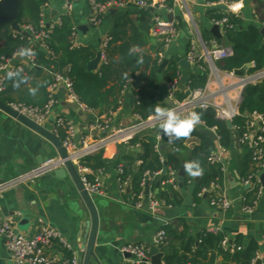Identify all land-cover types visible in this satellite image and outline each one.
Returning a JSON list of instances; mask_svg holds the SVG:
<instances>
[{
	"label": "crops",
	"instance_id": "crops-1",
	"mask_svg": "<svg viewBox=\"0 0 264 264\" xmlns=\"http://www.w3.org/2000/svg\"><path fill=\"white\" fill-rule=\"evenodd\" d=\"M247 1L248 6H246ZM67 2L71 5V10L67 15L72 19L75 29L74 46L76 48L93 49L96 54L122 9H119L116 14L105 13L101 16L100 24L93 27L89 23L92 16L89 0H49V20H51L50 14L52 11L57 12L53 21L66 14L65 4ZM186 2L188 10L196 23L197 17H206V13L210 10L206 0H186ZM235 2H239L243 6V22L245 24H259L245 19L244 14L245 10L248 9L256 19L262 17L260 7L264 6V0H237ZM180 13L178 9L176 15H180ZM209 22L210 19L208 18L207 33L210 34ZM182 24V31L178 33L176 39L164 54L165 58L169 57L170 61H174L177 65L181 59L185 58L188 52L189 38L192 37L188 27L184 22ZM79 27H85L86 30L81 31ZM99 66L100 64L96 70ZM24 69L25 73L18 75L15 79H10L4 91L0 94L2 98L0 100L6 104L8 101L38 104L45 98L48 88L41 91L40 86L43 84L41 78L35 75L27 65H24ZM179 72L178 84L184 87L188 74L195 72V69L184 71L180 67ZM131 84L122 93L120 105L115 112L111 115H107L105 112L98 115L100 118L110 116L111 125L116 129L128 127L134 122L136 102L134 92L136 91L132 89ZM180 89L183 90V88ZM168 93V85L161 83L158 91V101L165 105H167V102L170 103L167 99ZM55 99L57 105H55L50 117L42 127L52 132L53 119L61 117L70 123L79 134L83 133L86 123L93 121L94 113L93 115H87L89 119L83 124L72 108L73 104L67 100L62 87H58L56 90ZM83 114L85 115V113ZM214 142L216 144L215 151H217L219 148L217 140ZM197 145H199L197 138H188L185 142L188 149H192ZM125 149L128 148L121 149V147H117L102 155L106 161V168L95 175L102 182L103 195L99 197L106 200V204L104 203L100 207L101 209L96 207L100 218L101 231L96 249L100 252L98 260L101 264H122L124 258L120 255L118 249L130 243L146 245L153 255L159 253L152 246V240L162 224L170 225L176 228L177 231H181L186 226L193 239L199 233L208 231L223 234L228 244H233L239 239L242 245L246 246L250 241H253L258 247L257 259L261 260V264L264 263V188L261 189L258 196L256 192L243 184V161L250 155L251 147L249 144L240 145L235 131L231 132L229 148H221L223 150L221 166L223 178L222 184L217 186V189L211 187L210 190H202L201 194L196 196L194 195L193 182L188 183L185 187H180L178 184L177 189L171 192L173 189L161 185V179L150 180L153 185L148 186L147 195H145V190L143 191L147 199L144 201L145 208L141 211L134 208L135 199L130 182L128 183L129 190L127 187L124 194L120 192L117 162L125 154ZM131 150L136 151L135 156H133L136 159L139 151L137 149ZM56 157H58L57 152L48 141L0 112V182L13 179L46 159ZM187 158L188 154L182 155V161L186 162ZM138 165H140V162L136 161L134 170ZM90 174L93 175L89 170ZM251 193H253V196ZM220 195H224L232 201L231 208L222 213L209 205V199L212 196ZM242 197L248 199L255 197L254 200L258 197L250 213L241 210L240 198ZM148 199L163 201L165 204L159 206L155 213L151 214L146 210ZM88 218V212L80 201L69 176L59 178L53 173L42 177L35 184L23 185L10 190L0 198V222L12 221L17 230L26 237L34 236L41 226L53 228L60 233L64 241L70 246V252L74 258H76L74 247L80 246L78 241L81 240L82 225ZM24 219H27V222L20 225ZM50 254L63 258L61 253L54 251V248ZM217 262L222 264V258L219 257ZM0 264H12L2 239H0Z\"/></svg>",
	"mask_w": 264,
	"mask_h": 264
},
{
	"label": "trees",
	"instance_id": "trees-1",
	"mask_svg": "<svg viewBox=\"0 0 264 264\" xmlns=\"http://www.w3.org/2000/svg\"><path fill=\"white\" fill-rule=\"evenodd\" d=\"M93 1L95 4L102 5L110 0ZM116 1L126 3V7L119 11L107 35L109 41L104 50L105 62L97 70L89 71L87 68L96 56L94 50L74 46L75 29L72 19L67 14L59 17L60 26L55 28L50 39L46 42L48 51L35 47L34 55L37 67L32 70L43 82L40 86L41 91L54 83L55 75H65L72 82L73 92L84 106L93 112H105L107 115L115 112L120 105L124 90L140 72H143L142 83L144 85L134 92L136 98L134 115L141 119H147L154 115L155 108L169 107L158 101V91L161 83L168 85L178 81L180 67L174 61H170L164 70L160 74L158 73L160 65L158 56L163 53L162 46L150 35L155 12H151L150 9H139L133 5L137 2L150 4L154 0ZM221 1L234 2L236 0H206L207 4H217ZM43 2L44 0H19V14L16 22L21 28L29 26L35 30L38 29L40 8ZM166 7L172 10L173 2L168 0ZM260 8L263 16L258 17L259 24L257 25L245 24L241 18L219 10H208L206 13L209 19L219 20L224 17L228 19L223 42L218 41V43L229 47L231 55L216 63L219 70L234 72L249 64H253L254 68L248 72L264 68V40L259 33L260 25L264 24V6L262 5ZM228 25L233 28L229 29ZM177 26L182 27V23H178ZM212 40V36L207 33L204 41ZM30 41V38L12 33L8 25L2 26L0 28V65L4 59L10 57L20 47H27ZM202 68L203 70H199L196 67L194 68L195 72L188 74L185 82L186 89L177 88L174 93L175 100L183 101L188 95L187 89L194 91L205 87L208 68L206 65H202ZM47 97L48 93L46 92L45 98L38 104L23 101H8L7 104L42 107L46 103ZM0 99L2 98L0 97ZM195 112L202 114L201 122L188 137L170 140L163 132L161 133L163 150L160 152L155 150L156 141L153 135L139 136L129 141L128 147L137 148L139 154L136 159L126 154L119 158L117 166L121 167L122 174L118 175V178L121 181L130 182L134 197L143 191L140 184L144 174H152L165 169L178 172L182 163V155L186 154H188V158L185 165L197 161L200 165V175L193 176L186 169L182 186L185 187L188 183L193 182L194 195L199 196L202 190H210L212 185H221L223 178L221 166L208 163V158L215 151L216 144L208 136L201 134V130L214 129L218 138L217 145L220 148L228 149L232 131H235L238 138H241L246 131L248 116L254 113L264 115V80L244 88L238 105V116L232 120V130L228 129L223 120L216 117L212 109L196 110ZM64 136L65 132L60 131L58 139L62 140ZM188 138H197L199 145L188 149L185 146ZM169 144L175 151L170 150ZM119 147L124 148V146ZM161 158L164 159L163 163ZM136 161H139L140 165L134 170ZM80 164L93 173V175L87 176L89 180L94 179L96 174L106 168V161L103 159L102 153L89 155L82 159ZM256 173L255 164L251 155H248L242 166L243 181L248 180ZM197 177H199V181L195 183ZM165 179V176L161 177L162 181ZM151 185L153 183L148 182L147 188ZM173 191L175 190H171V192ZM251 194L253 196V193ZM254 198L245 197V204L249 205ZM161 229L166 236L164 243L158 247V252L162 254L163 264H219L217 262L219 257L223 260L222 264H253L257 259L258 247L253 241L243 246L239 239L233 244H228L221 233L204 231L193 239L186 226L181 231H177L170 225L162 226ZM224 242L226 246L223 244ZM54 251L61 253L63 262L72 264L73 255L70 251L60 245H56Z\"/></svg>",
	"mask_w": 264,
	"mask_h": 264
},
{
	"label": "built area",
	"instance_id": "built-area-1",
	"mask_svg": "<svg viewBox=\"0 0 264 264\" xmlns=\"http://www.w3.org/2000/svg\"><path fill=\"white\" fill-rule=\"evenodd\" d=\"M168 0H154L152 3L137 2L133 5L139 9H152L155 12L153 17V25L150 30V35L161 44V53L158 56V63L163 61L166 49L174 42L178 35V23L176 21H167L165 15L173 13L176 15L177 10H180V17L184 24L188 27L193 37V41L188 43V52L185 59L194 68L203 70L202 65L208 68L207 82L204 88L188 91L187 97L179 102L175 100L174 93L179 88L178 81L168 84V101L172 104L168 109H173L186 117L196 110L206 111L212 109L216 117L224 122L230 121L238 116V105L241 100V95L245 87L254 85L264 80V68L259 71L248 72L254 68L253 64H249V68L245 70L242 77H237L234 72H225L217 68L216 63L221 62L231 55V49L223 44L218 43L213 38L212 41L205 42L198 30V25L193 19L188 10L186 0H171L174 8L168 9L166 2ZM92 9V16L89 23L96 27L101 22V16L109 12L110 9H124L126 3H121L116 0H110L105 4H95L93 0H89ZM217 4H222L226 7L225 13L231 14L243 20V6L239 2L221 1ZM217 4H207L214 6ZM49 0H44L40 8V22L38 29L32 27L22 28L31 39L27 47H20L10 57L3 60L0 65V94L4 91L8 80L15 79L18 75L25 73L24 65L29 68H36L34 49L39 47L44 51H48L46 42L50 39L52 32L60 26V19L49 20L48 17ZM66 14L71 10L70 3L65 4ZM210 25L219 26L222 35L228 23L227 17L219 20L210 19ZM264 24L260 25V28ZM229 29L233 27L228 25ZM73 38L75 40V31ZM109 38L107 36L101 43V61L100 65L105 62L104 50L107 47ZM58 87L65 90L67 100L77 106L85 115H93V111L84 106L73 92L72 82L65 75H55L54 83L48 87V97L46 103L42 107H26L21 104H8L9 107L18 114L26 117L31 122L38 126H42L50 117L53 108L57 105L55 93ZM183 89H186L184 86ZM248 123L245 133L238 138L240 145L249 144L251 147V159L255 164L257 173L251 176L248 180L242 181L249 189L256 191L259 196L261 186L259 177L264 172V115L252 114L248 116ZM161 121L155 119V116H150L147 119H141L134 115V122L125 128L116 129L112 127L109 117H96L93 121L86 123L85 131L78 133V142H74V136L77 131L61 117L53 119L52 134L58 138L60 131L65 132V136L60 140L62 147L66 152V159H61L59 156L52 159H46L42 163L36 165L30 170L17 175L15 178L0 182V198L8 191L19 188L23 185L35 184L42 177L51 175L59 169L64 168L66 161H70L76 168L81 182L88 192L94 198L103 195L102 182L97 176L92 180L88 179L89 170L81 166L80 161L85 157L102 153L105 155L109 150L119 146L127 147L128 149H137L128 147L129 141L135 137L153 135L156 141L155 150L160 152L162 141ZM233 129V127H232ZM214 131V129H209ZM218 139V138H217ZM170 150L175 149L169 144ZM223 150L219 147L217 151L212 152L208 158L209 164H219L222 166ZM161 162L164 159L161 158ZM122 174L121 167L118 168V175ZM165 176L166 179L161 181V185L170 189H177V172L171 169H165L156 173H146L141 181L143 191L147 188V183L150 180L161 179ZM120 192L125 193L128 183L121 181L118 178ZM213 189L218 187L212 185ZM140 192L134 197V208L141 211L144 207V201L147 199L144 193ZM258 198V197H257ZM257 198L251 203L245 204V197L240 198L241 210L245 213H250ZM163 201L153 199L147 200L146 210L148 213L154 214L155 210L164 205ZM210 207L225 212L232 206V201L228 200L224 195L214 196L209 201ZM167 224H162L165 226ZM161 227L155 233L152 246L158 250L166 239L164 231ZM0 239H2L5 249L7 250L12 264H66L57 255L50 254L56 244L62 245L68 251L70 246L64 241L60 233L48 226H41L40 230L32 237H26L20 233L12 221L0 222ZM226 246V243H223ZM118 252L123 257L124 254H129L133 258L123 260L122 264H151L150 259L153 254L150 248L143 244H126L118 249ZM257 260V259H256ZM162 263V261H161ZM255 263V261H254ZM253 263V264H254ZM72 264H77L76 258L73 257ZM163 264V263H162Z\"/></svg>",
	"mask_w": 264,
	"mask_h": 264
},
{
	"label": "water",
	"instance_id": "water-1",
	"mask_svg": "<svg viewBox=\"0 0 264 264\" xmlns=\"http://www.w3.org/2000/svg\"><path fill=\"white\" fill-rule=\"evenodd\" d=\"M210 10H221L226 11V7L222 4H217L214 6L209 7ZM151 12H153L152 9H150ZM117 9H110L109 13L116 14ZM19 14V0H0V28L2 26L8 25L10 27V30L12 33L17 34L21 37L29 38V35L22 30V28L18 25L16 22V19ZM57 15L56 11H52L50 14V19L53 20ZM167 21H176L177 23H182V19L179 15H174L173 13H169L165 15ZM79 30L85 31V27H79ZM210 34L214 39L217 41L223 42V35L221 33V30L219 26L217 25H210L209 29ZM261 37L264 40V26L260 28L259 31ZM101 61V52L97 51L95 58L88 64L87 68L89 71L96 70L97 66L100 64ZM170 58L166 57L163 59L161 64L158 68V73L160 74L162 70L169 64ZM178 66L181 67L184 71H193L194 67L191 66L188 61L183 58L178 62ZM249 68V65H246L244 68L235 70L234 75L237 77H242L245 73V70ZM65 73V71H64ZM142 76L143 72H140L136 79L131 84V87L133 90L137 91L142 86ZM180 88H183V86H179ZM64 90V89H63ZM65 91V90H64ZM168 106H171V103H166ZM72 108L79 116L80 120L83 124H85L88 121V116L84 115L83 112L75 105H72ZM0 112L4 113L8 117L14 119L18 123L24 125L28 129L32 130L36 134L43 137L46 141H48L56 150L57 155L61 159H66V152L65 149L62 147L60 140L52 134V132L48 131L47 129L43 128L42 126H38L31 122L26 117L18 114L14 110H12L8 104L0 100ZM99 111L94 112V116H98ZM228 129H232V123L230 121L225 122ZM201 134L208 136L212 141L217 140L216 134L209 130V129H202ZM74 142H78V132L74 136ZM161 150H163V147H161ZM124 153L128 156H135L136 151L125 149ZM54 174L59 178H65L66 176H69L71 179L74 187L76 188V191L78 193L79 199L82 202V204L85 206L87 212H88V220L82 225V234L80 236V239L78 242L80 244L79 247L75 246V255H76V261L77 264H101L98 260V256L100 255V252L96 249L97 241L100 238L101 231H100V218L99 214L96 208V205L94 203V199L88 194L86 189L84 188L80 176L75 168V166L70 162L66 161L64 164V168L57 170L54 172ZM186 175V167L185 162L182 161L181 166L177 172V181L180 187L183 185V180ZM199 180V177L195 179L197 182ZM261 186L264 188V172L259 177ZM129 190V186H128ZM148 194V188L145 189V195ZM219 213H222L220 210H218ZM27 222V219H24L20 225H23ZM123 257L125 259L133 258V256L129 254H124ZM162 254L157 253L153 255L150 259L151 264H162L161 263ZM254 264H261V260L257 259Z\"/></svg>",
	"mask_w": 264,
	"mask_h": 264
},
{
	"label": "clouds",
	"instance_id": "clouds-1",
	"mask_svg": "<svg viewBox=\"0 0 264 264\" xmlns=\"http://www.w3.org/2000/svg\"><path fill=\"white\" fill-rule=\"evenodd\" d=\"M154 116L156 120L161 121L162 132L170 140L188 137L202 118L199 112H192L186 117H181L177 111L163 107L155 108ZM185 167L191 175H200V165L197 161L189 162Z\"/></svg>",
	"mask_w": 264,
	"mask_h": 264
},
{
	"label": "rangeland",
	"instance_id": "rangeland-1",
	"mask_svg": "<svg viewBox=\"0 0 264 264\" xmlns=\"http://www.w3.org/2000/svg\"><path fill=\"white\" fill-rule=\"evenodd\" d=\"M237 1V0H236ZM246 6H248V1L246 2ZM244 18L248 19L250 21H254L257 22V19L251 14L250 10H245V14H244ZM197 21V25H198V29H199V33L201 35V37L206 40V35L208 32V17H202V18H196ZM183 23V22H182ZM183 25V24H182ZM183 27H178V33H180V31H182ZM193 41V37L189 38V42ZM166 188H170V186H166ZM94 203L96 205V207L98 209H101L100 207L104 205V203L106 204V200H104L102 197H94Z\"/></svg>",
	"mask_w": 264,
	"mask_h": 264
},
{
	"label": "bare ground",
	"instance_id": "bare-ground-1",
	"mask_svg": "<svg viewBox=\"0 0 264 264\" xmlns=\"http://www.w3.org/2000/svg\"><path fill=\"white\" fill-rule=\"evenodd\" d=\"M210 7V6H209ZM117 10H119V9H117ZM184 88V87H183ZM98 117V116H97Z\"/></svg>",
	"mask_w": 264,
	"mask_h": 264
}]
</instances>
